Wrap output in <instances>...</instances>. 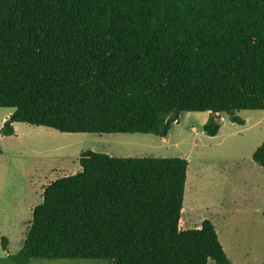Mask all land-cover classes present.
<instances>
[{
	"label": "trees",
	"instance_id": "obj_1",
	"mask_svg": "<svg viewBox=\"0 0 264 264\" xmlns=\"http://www.w3.org/2000/svg\"><path fill=\"white\" fill-rule=\"evenodd\" d=\"M0 107L5 136L24 122L166 137L181 112L207 111L209 136L221 113L244 124L237 111L264 110V0H0ZM252 159L264 169V142ZM78 163L44 187L9 264H232L208 218L179 228L186 158Z\"/></svg>",
	"mask_w": 264,
	"mask_h": 264
},
{
	"label": "rangeland",
	"instance_id": "obj_2",
	"mask_svg": "<svg viewBox=\"0 0 264 264\" xmlns=\"http://www.w3.org/2000/svg\"><path fill=\"white\" fill-rule=\"evenodd\" d=\"M12 111L0 107V127ZM236 114L245 119L244 124L232 122L221 113L220 128L214 136L202 131L207 111L181 112L166 137L152 133H68L14 122L13 134H0V264H9L8 253L21 249L32 209L42 200L44 187L79 171L78 159L85 150L115 157L186 158L188 181L180 229L199 227L208 218L228 258L235 263L245 258L244 264H261L264 192L249 201L244 192L247 184L242 180L258 182L264 190V169L252 159L255 149L264 142V110L245 109ZM2 238L7 239L6 250L2 249ZM27 264L111 263L32 259ZM208 264L216 263L209 260Z\"/></svg>",
	"mask_w": 264,
	"mask_h": 264
},
{
	"label": "crops",
	"instance_id": "obj_3",
	"mask_svg": "<svg viewBox=\"0 0 264 264\" xmlns=\"http://www.w3.org/2000/svg\"><path fill=\"white\" fill-rule=\"evenodd\" d=\"M209 115V114H208ZM208 115H207V117H208ZM207 117H206V119H207ZM206 119H205V121H206ZM204 121V122H205ZM215 175H217V177H219L220 176V173L219 172H217V173H215ZM186 181H188V172H187V180ZM242 183L243 184H247V188L246 187H244L245 189H244V192H245V195H247V196H245V197H249V201H252V199H254V197L256 196L255 194H258V196H259V194H260V196L262 197V193L264 192V190H263V187L262 186H260V184L258 183V182H252V181H249V180H247V179H243L242 180ZM251 183V184H250ZM250 185V186H249ZM260 190V191H259ZM259 191V192H258ZM219 207V206H218ZM180 220H181V217H180ZM179 228H180V223H179ZM263 235H264V231H263ZM219 239V238H218ZM226 253V252H225ZM227 255V254H226ZM228 256V255H227ZM229 259H230V261H231V263L232 264H244V263H246L247 261H246V259L244 258V259H242V261L241 260H238V263H235L232 259H231V257H229ZM263 261V260H262ZM262 263V262H261Z\"/></svg>",
	"mask_w": 264,
	"mask_h": 264
}]
</instances>
